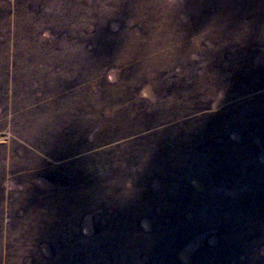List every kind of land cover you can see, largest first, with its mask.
<instances>
[{
    "label": "rangeland",
    "instance_id": "374dc122",
    "mask_svg": "<svg viewBox=\"0 0 264 264\" xmlns=\"http://www.w3.org/2000/svg\"><path fill=\"white\" fill-rule=\"evenodd\" d=\"M0 264H264V0H0Z\"/></svg>",
    "mask_w": 264,
    "mask_h": 264
}]
</instances>
